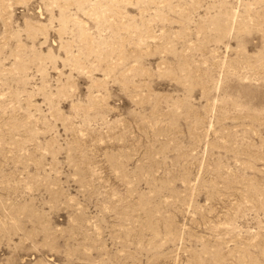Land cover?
I'll return each instance as SVG.
<instances>
[{"label":"rangeland","instance_id":"rangeland-1","mask_svg":"<svg viewBox=\"0 0 264 264\" xmlns=\"http://www.w3.org/2000/svg\"><path fill=\"white\" fill-rule=\"evenodd\" d=\"M0 264H264V0H0Z\"/></svg>","mask_w":264,"mask_h":264}]
</instances>
